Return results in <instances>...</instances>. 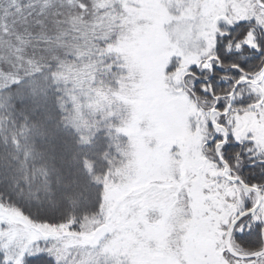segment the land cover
I'll use <instances>...</instances> for the list:
<instances>
[{"label": "snow or ice", "instance_id": "snow-or-ice-1", "mask_svg": "<svg viewBox=\"0 0 264 264\" xmlns=\"http://www.w3.org/2000/svg\"><path fill=\"white\" fill-rule=\"evenodd\" d=\"M0 264H264V0H0Z\"/></svg>", "mask_w": 264, "mask_h": 264}]
</instances>
